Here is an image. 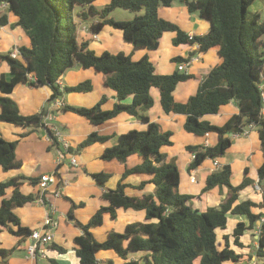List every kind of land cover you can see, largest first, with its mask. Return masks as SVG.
Segmentation results:
<instances>
[{"label":"trees","instance_id":"16d2710c","mask_svg":"<svg viewBox=\"0 0 264 264\" xmlns=\"http://www.w3.org/2000/svg\"><path fill=\"white\" fill-rule=\"evenodd\" d=\"M17 17V25L30 39V46H20L18 56L0 51V61H6L10 68V77L0 76V120L23 125L38 126L44 124L42 117L45 110L32 115H23L15 100L7 94L12 92L19 82L32 86L47 85L51 89L50 100L68 92H86L91 89L90 80L73 86L61 88L57 79L76 63L84 68H94L104 75V83L111 88L117 101L110 109H103L105 98L102 97L91 107H77L64 104L62 110L72 111L87 118L92 124H100L121 112L135 116L145 128H132L118 137L116 144L106 147L100 157L103 161H118L124 164L121 177L114 188L105 190L99 209L83 223L74 220L81 234L74 237L75 254L79 264H222L225 261H238L242 255L229 246L228 236L222 247L218 245L217 229H225L229 215H244L248 221H238L231 233L233 243L242 247L240 236L246 231L259 227L257 246L254 253L264 259V222L257 225L262 213H254L256 203L250 199L237 202L239 192L264 179V116L261 114V97L258 88L260 76L264 77V22L258 12H250L254 0H176L187 7L190 13L210 23V28L203 35L187 34L174 22L158 14L159 6H170L175 0H109L101 9L96 10L95 0H0ZM124 8L132 12L144 10L131 19L115 20L108 17L115 8ZM98 17L91 24L93 33H98L105 25H110L122 33L125 42L135 48L156 49L165 31H174V45L197 43L199 50H215L218 62L209 70L198 84L195 93L185 102L176 101L173 91L176 85L192 77L191 74L175 70L170 74H159L147 55L139 59L122 51L115 53L104 50L96 53L89 49L86 41L78 42L77 26L79 21L89 17ZM8 22L6 14H0V25ZM175 62L187 61L180 57ZM159 94V105L164 114H183L185 131L196 135L214 132L218 140L213 145H188L186 149L193 154L188 169H195L205 159H215L224 155L231 144L230 135L241 133L247 126L256 125L260 139L263 160L251 176L244 171L242 181L231 183L232 170L229 164L209 173L205 179L202 193L215 186L226 187L227 193L218 206H209L201 211L194 208L189 200L193 196L180 193V170L176 161L167 158L161 150L171 145L172 132L164 130L158 123L150 121L147 111L154 105L151 90ZM131 97L130 103L125 99ZM235 100L239 112L233 114L224 124L217 125L203 118L206 114L217 113L221 105ZM56 143L50 127L45 125ZM109 135L90 132L80 143L84 148L95 142H105ZM16 141H9L0 136V169L19 167L16 158ZM136 155L138 163L127 166V159ZM133 173H148L151 178L138 186L124 182ZM95 181L104 186L111 174L106 171L91 174ZM40 177L18 175L0 181V225L18 237H29L31 231L21 224L14 208L32 202L38 196L32 192L23 193L21 184L26 181L31 185L38 183ZM145 183H152L154 193L132 195L128 187L141 188ZM8 189L10 195L6 196ZM37 196V197H36ZM71 201V209L84 202ZM132 209L143 211V219L127 223L123 230H110L104 240H96L92 229L102 224L104 214L112 218L116 210ZM72 210L68 212L73 217ZM12 227H15L13 229ZM13 249L0 247L1 264H7L6 258ZM59 251H64L58 247ZM100 251H109L113 255L104 262L97 258ZM119 258V262L114 258ZM50 264H58L50 259ZM260 264H264L260 263Z\"/></svg>","mask_w":264,"mask_h":264},{"label":"crops","instance_id":"0c3cea01","mask_svg":"<svg viewBox=\"0 0 264 264\" xmlns=\"http://www.w3.org/2000/svg\"><path fill=\"white\" fill-rule=\"evenodd\" d=\"M263 6L262 2H257L254 7L255 12L260 15ZM0 14H6L8 19L6 24L0 25V51L10 53L13 50H18L20 46H30L29 37L21 26L16 24L18 17L9 10L6 2H0ZM158 14L162 18L176 23L187 35L189 33L203 35L210 28V23L207 20L199 17L197 13H190L185 5L176 0L170 6H159ZM97 21L98 17L96 16L89 26L83 24L82 21H79L77 26L78 42L86 41L89 49L96 53L104 50L112 53L122 51L134 60L147 55L159 74H170L178 70L177 62L172 60L174 57H180L183 60L199 55L197 60L190 62L183 70H180L191 74L192 77L176 85L173 91L176 101L185 102L191 94L195 93L198 84L219 60L218 53L215 50L202 52L199 50L197 43L174 45L173 37L176 35L174 31H165L156 49L135 48L132 44L123 40L120 30L110 25H105L98 33H93L91 24ZM260 21L264 22L261 15ZM1 74L6 79L10 77V68L6 61H0V76ZM57 80L61 83L62 88L90 80L91 89L86 92L64 93L61 97L50 100L52 91L49 86H32L26 82H19L12 92L7 94L15 100L20 113L23 115H32L42 110H45V114L42 117L44 124L38 126H23L0 120V136L9 141H16V158L21 163L19 167L6 171L0 169V181L21 174L27 177L39 178L42 174L54 173V182L49 184L45 194L47 199L55 205L54 216L58 221V226L53 232L52 242L45 248L46 256L37 258H31L26 252L29 237H18L12 234L8 228L0 225V247L13 249L6 258L7 264H41V260L45 258L49 264L50 259H54L58 264H79L78 257L75 254L74 237L81 234L82 231L75 225L74 220L85 223L102 204H106L102 199L103 192L116 186L124 169L123 163L103 161L100 155L106 147L117 143L121 133L132 128L142 129L146 127L135 116L126 112H121L95 125L84 116L72 111H64L61 105H56V101L61 100L64 104L72 106L91 107L104 97L105 101L102 108H112L117 101L116 93L105 85L104 75L94 68H84L76 63ZM151 94L154 105L147 111L150 121L156 122L164 130L172 132V144L163 146L161 150L167 154L168 159L173 158L178 165L180 170L179 192L193 196L189 203L201 211L206 210L209 206H218L227 193L226 187L215 186L202 193L207 175L217 169L213 166L212 159L207 158L198 167L189 170L188 165L193 158V154L186 149L188 145H213L217 142L218 135L214 132L196 135L185 131L183 128L185 115L177 113L164 114L159 105L157 89L153 88ZM0 95L3 94L0 92ZM131 101V97L125 99L127 103ZM238 112L237 102L231 100L221 105L217 113L206 114L203 118L211 123L222 125ZM45 125L50 127L54 136L55 130H58L61 139L55 136L57 141L54 143ZM92 131L100 135H109L110 138L105 142H95L87 147L80 148L79 143ZM230 139L231 144L224 155L215 159L220 167L224 164L230 165L232 170L231 183L237 185L242 181L245 169H248L250 175L254 176L256 169L263 160L258 128L256 125L247 126L243 132L231 134ZM62 140L68 143V152L64 154L63 159L58 161L60 152L64 150ZM72 156L75 157L76 165H72L70 162ZM140 160V157L132 155L127 159L126 165H134ZM99 171H106L111 174L104 186L99 185L91 175ZM191 176H195L194 182L190 181ZM150 178L151 174L148 173H133L128 175L124 182L138 186L142 181ZM20 189L23 193L32 192L37 196L40 192L37 183L31 185L26 181L21 184ZM57 189L60 191L61 196L53 197L52 194ZM126 190L128 194L142 195L154 193L155 187L152 183H145L141 188L128 187ZM10 192L11 189H8L6 196H9ZM69 198L75 202L83 201L84 203L71 209ZM37 199L38 197L32 202L14 208L21 224L30 230L41 226L46 210V207L39 203ZM246 199H250L257 204L256 207L252 208L254 213L264 214V179L260 183L255 179L253 184L246 186L239 192L237 202ZM70 210H72L71 213L74 219L68 216ZM143 216V211L119 208L116 210L114 218L109 214H104L102 224L94 227L92 233L96 240H104L110 230L121 231L127 223L140 221ZM238 221L248 223L244 215H229L227 224L232 222V225L228 228L226 226L225 229H217V238L219 235L222 237L223 245L226 240L224 236L226 235L228 236L229 246L242 255L238 261H225L222 264L263 263L264 259H259L254 253L257 246L255 228L246 230L240 236L242 247H238L233 243L231 233ZM12 228L15 229V227ZM58 247L63 248L64 251H59ZM112 255L109 251H100L97 253V258L104 262ZM114 258L116 261L120 260L116 256ZM1 263L2 258L0 257Z\"/></svg>","mask_w":264,"mask_h":264},{"label":"built area","instance_id":"2783aa9c","mask_svg":"<svg viewBox=\"0 0 264 264\" xmlns=\"http://www.w3.org/2000/svg\"><path fill=\"white\" fill-rule=\"evenodd\" d=\"M96 35V34H94ZM189 39H192L194 37V34L189 33L188 35ZM19 54L18 50H13L9 53V55L13 58L17 57ZM199 58V55H194L190 58H188L187 61H181L177 63V69L183 70L190 62L197 60ZM57 84L62 88L61 83L57 80ZM258 88L260 90V97H261V114L264 116V77L260 76V81L258 82ZM56 105L63 106L64 103L60 101H56ZM55 136L61 139L60 134L58 130H55ZM64 150L63 152H60L59 160L64 158V154H67L68 152V143L64 140H62ZM70 162L72 165H76L75 157H71ZM212 164L215 168H219L220 164L217 162L216 159H212ZM55 174H42L40 175V179L38 181V186L40 190V195L38 196V202L43 204L46 207L45 214L43 216L42 224L39 228L33 229L31 231V234L29 235V243L26 247V252L31 258H37V257H45V248L52 242L53 239V232L54 229L58 226V221L56 217L54 216L55 211V205L50 202V200L47 199L46 196V190L50 183L54 182ZM190 181H195V176L190 177ZM53 197H59L60 191L57 189L53 192ZM264 222V215L261 216L258 220V225L260 223ZM259 232V227L256 228V234Z\"/></svg>","mask_w":264,"mask_h":264},{"label":"rangeland","instance_id":"374dc122","mask_svg":"<svg viewBox=\"0 0 264 264\" xmlns=\"http://www.w3.org/2000/svg\"><path fill=\"white\" fill-rule=\"evenodd\" d=\"M109 0H95L93 2V5L96 9H100L101 7H103L105 4L108 3ZM257 2H262L263 5H264V0H255L252 5L249 7V11L250 12H255V6L257 4ZM144 12V10H140L138 12H132V11H129L127 9H124V8H115L113 9L112 11H110L108 17H111V18H114V19H131L133 18L135 15H140ZM260 15L262 17V19H264V6L263 8L260 10ZM92 18L93 17H89L88 19L86 20H81L83 24H85L86 26H89L91 21H92ZM178 63V62H177ZM230 219H232V217H230ZM232 225V222H230V224H227V228L230 227ZM117 231V230H116ZM220 234V233H219ZM222 237L219 235L218 236V245L219 247L223 245V242H222ZM260 259V258H259ZM119 261V260H117ZM41 264H49L48 260L45 258V259H42L41 260ZM194 264H198V261H195Z\"/></svg>","mask_w":264,"mask_h":264}]
</instances>
